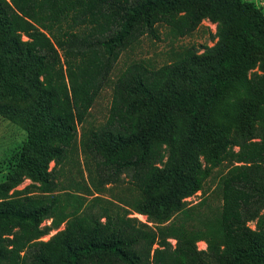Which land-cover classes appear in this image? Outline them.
Here are the masks:
<instances>
[{
  "label": "trees",
  "instance_id": "obj_1",
  "mask_svg": "<svg viewBox=\"0 0 264 264\" xmlns=\"http://www.w3.org/2000/svg\"><path fill=\"white\" fill-rule=\"evenodd\" d=\"M205 19L216 28L201 55L159 68L135 61L112 79L121 54L143 37L159 40L162 26L185 36ZM184 80L197 92H176ZM0 85L8 96L15 87L21 112L45 124L28 135L18 165L31 184L18 190L22 179L10 177L0 185V264H264V15L252 3L0 0ZM106 87V121L86 129ZM176 115L189 118L183 142L171 133ZM224 163L205 195L211 170ZM81 165L85 190L76 196L59 173ZM123 176L135 202L99 195ZM197 192L201 201L183 202ZM61 224L52 240H39Z\"/></svg>",
  "mask_w": 264,
  "mask_h": 264
},
{
  "label": "rangeland",
  "instance_id": "obj_2",
  "mask_svg": "<svg viewBox=\"0 0 264 264\" xmlns=\"http://www.w3.org/2000/svg\"><path fill=\"white\" fill-rule=\"evenodd\" d=\"M244 1L252 3L264 15V0ZM215 28L216 25L212 24L207 19L203 20L192 32L185 36H179V34L177 36V33L174 34L175 31L167 26L159 27V40H154L150 37H143L140 43L131 51L122 53L114 67L111 77L113 80L116 79L127 65L135 61H145V63L150 67L159 68L182 59L185 54L188 55L189 53H196V55H201L204 52L205 47H211L213 45L212 35L215 32ZM23 40H26V38L23 37ZM10 90V96H8L5 94V85H0V91H2V96L0 97V185L10 183V177L17 179L21 178L22 181L16 188L21 190L27 185L31 184V181L28 178H25L27 176H24L25 174H23L26 172L18 168L24 142L33 130H37L38 133L43 132L45 130V124L37 123L34 125L31 121V118L21 112V99L19 98L15 87H11ZM175 90L176 92H181L184 90L186 93L197 92V89L193 88L191 83L185 80L180 82L177 81ZM111 97V87H106L101 91L98 98L86 115V121L84 123L86 129L97 128L105 123L111 104ZM229 101L230 100L222 101L219 104V107H221V109L227 108V106L230 104ZM17 106L19 108L15 110ZM210 115H212V118L215 115V112L212 111ZM220 121H222V119ZM188 123L189 118L184 116L176 115L173 118L171 133L175 137H179L180 142H183L186 138L185 133L187 131ZM80 133L81 129L79 127L77 133L78 138ZM210 148L211 146L208 144V146H205L203 150H206L207 153L211 150ZM206 153L205 155L199 156V161L203 165H205L207 161L208 156ZM178 157L179 155H177L175 158L178 159ZM171 160L172 156L166 153L163 159L166 167L170 166ZM52 166L53 163H50L49 170L52 168ZM160 167L162 168L163 166ZM228 169L229 163H224L220 167L211 170V177L207 180L208 182L205 185V195L215 188L217 175L221 172L225 173ZM63 171L64 173H59V179L64 183V191L74 193L76 196H82L83 193L81 190H79V188H81L83 191L85 190L84 185L82 184L87 175V173L84 171V167L81 165L80 167L76 166L74 169H70V166H64ZM11 193L12 191L9 194ZM99 195L111 202L117 200L125 201L124 204L128 206V203H133L137 200L138 191L135 190V188L129 183V180L123 176L117 184L109 185L103 188ZM203 197L204 196L201 192H197L191 197L183 199V202L188 206H191L201 201ZM89 198H91V196H87V199ZM211 204L219 205V200L217 198H213L211 199ZM129 217L136 218L142 223H147L146 216L140 215L138 213L131 211L129 212ZM51 222L52 219L44 220L42 226H50ZM149 225L152 226L151 223H149ZM248 226L252 230L255 229V222L248 223ZM63 229L64 224H61L56 229L52 228L47 235L42 236L39 240L44 242L50 241ZM169 241L172 243V245L174 244V241ZM196 247L199 250H204L206 248V244L204 242H198ZM53 255L55 256L56 260L61 258L62 254L58 246L53 247Z\"/></svg>",
  "mask_w": 264,
  "mask_h": 264
}]
</instances>
